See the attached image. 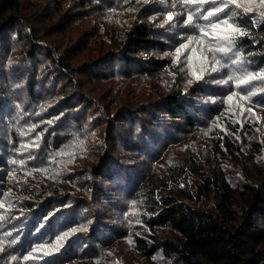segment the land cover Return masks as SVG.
<instances>
[{"label": "trees", "instance_id": "1", "mask_svg": "<svg viewBox=\"0 0 264 264\" xmlns=\"http://www.w3.org/2000/svg\"><path fill=\"white\" fill-rule=\"evenodd\" d=\"M262 112L264 0H0V264H264Z\"/></svg>", "mask_w": 264, "mask_h": 264}, {"label": "snow or ice", "instance_id": "2", "mask_svg": "<svg viewBox=\"0 0 264 264\" xmlns=\"http://www.w3.org/2000/svg\"><path fill=\"white\" fill-rule=\"evenodd\" d=\"M208 15L211 16V15H213V13H208ZM205 18H207V17H205ZM169 19H172V18L169 17ZM225 23H227V21H225ZM220 27H221V26H220L219 23L213 25V29H214V30L220 29ZM229 30L234 31V30L231 29V28H229ZM220 51H224V49H220Z\"/></svg>", "mask_w": 264, "mask_h": 264}, {"label": "rangeland", "instance_id": "3", "mask_svg": "<svg viewBox=\"0 0 264 264\" xmlns=\"http://www.w3.org/2000/svg\"><path fill=\"white\" fill-rule=\"evenodd\" d=\"M262 113H264V112H262Z\"/></svg>", "mask_w": 264, "mask_h": 264}]
</instances>
